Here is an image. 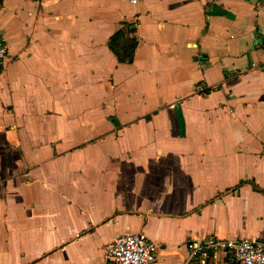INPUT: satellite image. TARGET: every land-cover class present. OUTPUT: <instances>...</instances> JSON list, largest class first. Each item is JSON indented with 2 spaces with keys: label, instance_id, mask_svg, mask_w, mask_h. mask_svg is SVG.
I'll return each instance as SVG.
<instances>
[{
  "label": "crops",
  "instance_id": "1",
  "mask_svg": "<svg viewBox=\"0 0 264 264\" xmlns=\"http://www.w3.org/2000/svg\"><path fill=\"white\" fill-rule=\"evenodd\" d=\"M0 31V264L264 240V0H0Z\"/></svg>",
  "mask_w": 264,
  "mask_h": 264
},
{
  "label": "built area",
  "instance_id": "2",
  "mask_svg": "<svg viewBox=\"0 0 264 264\" xmlns=\"http://www.w3.org/2000/svg\"><path fill=\"white\" fill-rule=\"evenodd\" d=\"M137 5L142 0H121ZM7 44L0 31V68L3 67ZM190 250L189 261H205L211 251H223L231 257L235 264H264V240L262 239H223L214 235L204 240L187 243ZM157 244L140 232L117 235L105 251L113 264H155Z\"/></svg>",
  "mask_w": 264,
  "mask_h": 264
},
{
  "label": "trees",
  "instance_id": "3",
  "mask_svg": "<svg viewBox=\"0 0 264 264\" xmlns=\"http://www.w3.org/2000/svg\"><path fill=\"white\" fill-rule=\"evenodd\" d=\"M127 46V47H126ZM135 46V40L130 39L128 40V44H120L115 37H112L109 41V47L112 49L117 55L119 60L121 61H127L131 62L132 61V51ZM128 47H131V50L128 51ZM206 263V261L204 262Z\"/></svg>",
  "mask_w": 264,
  "mask_h": 264
}]
</instances>
